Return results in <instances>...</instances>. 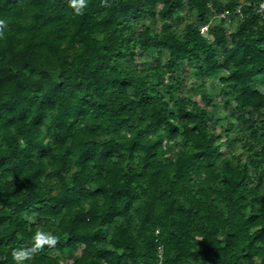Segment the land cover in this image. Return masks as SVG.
Masks as SVG:
<instances>
[{
  "label": "trees",
  "instance_id": "16d2710c",
  "mask_svg": "<svg viewBox=\"0 0 264 264\" xmlns=\"http://www.w3.org/2000/svg\"><path fill=\"white\" fill-rule=\"evenodd\" d=\"M260 1L0 0V264H264Z\"/></svg>",
  "mask_w": 264,
  "mask_h": 264
},
{
  "label": "rangeland",
  "instance_id": "374dc122",
  "mask_svg": "<svg viewBox=\"0 0 264 264\" xmlns=\"http://www.w3.org/2000/svg\"><path fill=\"white\" fill-rule=\"evenodd\" d=\"M154 28L156 30L159 28V22L154 23ZM184 76L186 80L181 91L194 99H197L201 93H207L211 98L218 100V84L216 78L206 77L201 79L187 67L185 68ZM221 113H223V110L220 108Z\"/></svg>",
  "mask_w": 264,
  "mask_h": 264
},
{
  "label": "clouds",
  "instance_id": "9594fccd",
  "mask_svg": "<svg viewBox=\"0 0 264 264\" xmlns=\"http://www.w3.org/2000/svg\"><path fill=\"white\" fill-rule=\"evenodd\" d=\"M85 0H72L73 7L76 12H79L84 6ZM56 243V237L54 235L37 232L34 236V244L32 248L25 252L23 255L25 258L29 257L32 252L38 250L42 245L49 244L54 245Z\"/></svg>",
  "mask_w": 264,
  "mask_h": 264
},
{
  "label": "built area",
  "instance_id": "2783aa9c",
  "mask_svg": "<svg viewBox=\"0 0 264 264\" xmlns=\"http://www.w3.org/2000/svg\"><path fill=\"white\" fill-rule=\"evenodd\" d=\"M257 11L259 13L262 14V16L264 17V0H261L259 3H258V8H257ZM236 12H239V10L237 9ZM230 14V12L228 10H225L223 11L220 15L223 16V17H226ZM202 30L206 31V26H203L202 27Z\"/></svg>",
  "mask_w": 264,
  "mask_h": 264
}]
</instances>
